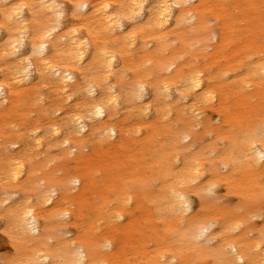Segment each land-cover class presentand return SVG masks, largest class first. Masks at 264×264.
I'll return each instance as SVG.
<instances>
[{
  "label": "bare ground",
  "instance_id": "1",
  "mask_svg": "<svg viewBox=\"0 0 264 264\" xmlns=\"http://www.w3.org/2000/svg\"><path fill=\"white\" fill-rule=\"evenodd\" d=\"M68 1L70 11L61 0H0V65L5 64L0 69V111L5 117L20 112L19 117L28 121L24 117L25 106L32 102L36 116L45 114L49 119L42 134L27 126L18 128L15 140L10 141L0 132L1 229L11 235L15 253L14 257L3 258L2 264H264V214L252 200L264 194V118L250 123L239 134L222 136L221 152L207 160V168L183 143L193 134L191 127L201 113L197 102L216 105L219 110L222 105L226 120L239 121L226 109L227 97L221 101L213 88L215 82L238 90V103L244 105L247 114L255 109L251 98L256 94L243 91L242 85L253 84L241 76H234L228 83L221 79L223 72L237 70L241 62L234 61L232 68L205 76L203 69L182 66L176 55L163 54L168 40L174 37L180 39V48L185 52L196 43L200 44L199 50L207 48L209 37L218 38V47L226 46L235 41V24L224 25L220 21L216 28L209 27L206 13L211 0ZM239 1L254 12L262 10L260 1L264 3ZM67 14L75 22L63 29L62 19ZM255 20L256 29L262 33L248 37L237 51L232 49V60L248 49L258 57L259 50L264 49V19L256 16ZM193 23L192 30H187V25ZM149 43L154 44L152 49L148 48ZM224 60L230 59L224 56ZM145 61H151L149 73L155 76L154 82L148 84V102H144L147 83L137 77L141 70L138 66ZM163 72L167 74L162 75ZM246 74L253 76L260 91L264 84V59L253 61ZM128 75L130 78L125 80ZM43 86L51 89L59 103L54 98L46 100L50 95L39 91ZM72 95L77 98L74 104L68 103ZM260 97L264 99V91ZM181 100L191 103L180 104ZM175 101L180 106L176 111L181 118L179 129L174 127L178 125L176 121H159L169 118L174 109L170 104ZM121 109L134 112L143 123L151 113L155 119L144 136H140L139 127H134L137 150L120 154L127 157L123 169L129 171L119 178L110 174L118 165V155L109 154L124 133L114 121ZM59 110L65 118L61 124L51 118ZM206 123L208 120H202L203 126ZM157 126L166 130L167 137L157 142L147 160L145 155ZM184 127L189 132L183 131ZM214 132L219 133V129ZM51 138L68 144L70 152L75 151V168L64 178L44 174L40 177L44 182L35 186L38 177L32 157L38 156L34 151H38L42 141L48 146L54 144ZM18 142L22 145L21 155L14 156L17 154L9 151V145ZM88 143L103 149L102 155L91 157V162L81 151ZM63 152L68 159L67 150ZM107 157H114L116 163L104 169L98 201L89 202L84 195L95 188L96 168H91V163L100 164ZM151 180L158 187L157 193L150 189ZM222 183L229 192L244 198L245 210L224 211L218 207L216 193ZM28 189L34 195L27 194ZM191 193L197 196L202 213H190ZM15 194L18 198L10 201ZM7 201L10 203L3 206ZM145 201L151 204L162 226V234H158L150 207L143 211L147 229L157 239L151 246L145 244L152 236L131 219ZM64 203L77 206L73 210L62 209ZM83 207L96 214L95 218L87 215L83 230L96 235L59 240L50 226L51 219L83 222ZM215 215L223 216L225 224L220 223L213 232ZM251 215L263 216L254 231L250 230ZM100 220L105 233L99 229ZM110 229L120 235L121 242L115 235L106 234Z\"/></svg>",
  "mask_w": 264,
  "mask_h": 264
},
{
  "label": "rangeland",
  "instance_id": "2",
  "mask_svg": "<svg viewBox=\"0 0 264 264\" xmlns=\"http://www.w3.org/2000/svg\"><path fill=\"white\" fill-rule=\"evenodd\" d=\"M254 2H258L259 0H253ZM61 3L63 7L70 11L71 5L68 0H61ZM209 10L207 11L208 16V26L216 28L219 25V22L221 21L224 25L225 24H235V30H234V39L235 41H231L230 44L222 47H218V38L209 37L207 43L208 47L203 48L202 50H199V43L193 44L189 46L186 50L183 51L180 48L181 41L178 37L170 38L168 40V47L163 51V54L165 56H172L176 55L177 63H180L182 66H189V67H199L200 69L204 70L205 76L209 74H217L220 72H223L224 70L228 68H232V64L234 61L241 62L237 70H227L226 72H223L221 75V79L225 81L226 83L230 82L231 79L234 76H238L244 80H247L251 82L253 85H242V90L245 92H248L249 94H256L254 97H252V104H255V109L250 112V114H247L244 108V105H241L238 103L239 97L237 94L239 93L238 90L234 89L231 85L228 84H218L214 83V87L221 96V101L223 97H227L226 102V109H228L232 114L237 116L239 118V121L232 120H226L224 118V109L222 108V105L220 106V110L217 109L216 105H207L206 103L197 102V106L199 107V111L201 112L200 115L197 117V121L195 124L191 127L193 130V134H190V137H188L186 140H184L183 143L188 144L187 150L190 154L196 153V156L200 158V162L202 166L207 168L208 159L215 157V155L219 152H221V147L223 146V140L225 134H232L236 135L243 131H245L246 128L250 123L263 119L264 118V99L259 98V93L264 91V84L261 85L260 91L257 90V85L254 84L255 82L252 81L254 78L253 76L247 75L246 72L249 70V66L255 61L257 58L264 59V49L259 50L258 57L254 55L252 49L247 50L245 52L240 53L239 55L233 57L235 60H232L231 54L229 52L234 49L238 50L243 44L247 43L248 37L251 35L256 36L258 34H261L262 32L259 29H256V20L255 17L264 19V3L260 1L259 6L262 9L261 11L254 12L253 10L244 8V4L242 1L239 0H211L208 4ZM72 15L67 14L62 19V25L63 29L67 27V24L70 22H75V20H72ZM260 20V19H259ZM258 20V21H259ZM234 21V22H233ZM69 23V24H70ZM193 24L187 25V30H192L194 27ZM3 32V29H2ZM144 38L146 37V34L143 35ZM233 39V37H231ZM154 44L149 43L148 48L152 49ZM172 49H175L172 51ZM182 52H185L183 54ZM131 53H135V51H131ZM174 53V54H171ZM224 56L228 60H224ZM132 56L131 58H133ZM1 62V60H0ZM150 63L151 61H145L139 64V68L141 70L139 71V74L137 77H139L141 80L144 81V83H147L148 93H146L145 97L146 100L144 102H148L151 100L150 97V89L149 85L150 83L154 82V77L152 74L149 73L150 69ZM5 64L0 65V69H4ZM130 68H128L129 70ZM166 72H163L162 75H166ZM130 78V75L126 76L125 80H128ZM164 78V76L160 77ZM40 92L44 93L45 95H50L48 99H46L48 102L52 101L53 98L56 100L55 95H52L50 92L51 89L48 87H41L39 89ZM34 98V96H33ZM74 99V100H73ZM77 98L75 95H72L71 100L68 101V103L72 102L71 104L75 103V100ZM45 100V103L47 102ZM57 101V100H56ZM58 102V101H57ZM59 103V102H58ZM190 104L191 100L184 101L181 100L180 104ZM30 104V103H29ZM27 104L25 106V118L28 119V121L23 120L19 117L20 112L16 113L13 112L6 117L4 116V113L0 111V132H3V135H1L6 140L14 141L15 140V134L14 132L17 131L18 128H23L27 126H31L30 128L36 129L37 132L41 133L42 128L48 124L49 119L45 116V114H42L40 116H36V113L34 111L35 107L32 106V102L29 105ZM29 105V106H28ZM174 109H171V114L169 115L168 119L165 118H159V121L163 123L171 122L173 124L175 121L178 123L174 124V127L176 129H179L181 126V118L178 115V109L180 106L175 102H171L170 104ZM66 105H64L65 107ZM75 105H73L74 109ZM62 109L63 106H62ZM69 109V108H68ZM119 109V108H118ZM177 111V112H176ZM177 113V114H176ZM53 120H56L59 124L63 123L64 119V113L62 110H59L57 112L52 113L51 115ZM66 116V115H65ZM123 117L122 119H120ZM116 123H119L124 133L121 137V140L119 142L115 141L114 146L115 148L112 149V152L109 155L115 154L118 155L117 163L118 165L114 166L112 170L114 173H110L112 175L116 174L119 178H122L125 176L128 171H125L124 164L127 163V157L121 156V153H124V155H127L126 150H131L135 152L137 150L136 145V138L138 135L133 133L134 127H139L141 129L140 136H144L146 134L147 128L153 124L155 116L154 113L150 114V117L147 122L143 123L137 117L134 115V112L126 113L123 109H121L120 114L117 115L114 118ZM202 120H208L207 126H203ZM200 122V123H197ZM215 129H219V133L214 132ZM187 130L185 127L183 129ZM188 131V130H187ZM189 132V131H188ZM64 131L61 132V136H63ZM126 135H128V138H126ZM0 136V143L3 142V138ZM164 137H167L166 130L163 129L161 126H157L153 132L152 137V145L149 149V152H146L145 158L149 160L151 155L153 154V147L157 146V142L162 141ZM54 141V144H51L48 146L45 141H42V145L40 148H37L38 151H34L38 154L36 157H32L35 159V173L38 177V179L35 181L34 185L39 186L41 185L44 180H42L40 177H43L44 174L52 173L54 178H64L66 177V174L73 168H75V165L73 163V157L76 154L75 151L70 152L69 145L68 144H61L57 142V140L51 138ZM26 144V143H25ZM88 146H85L81 149V151L84 153L85 156L91 157L98 156L99 154L102 155L103 149L99 148L98 144L88 143ZM123 145H128L125 149L123 148ZM12 150H9L10 152H15L14 156H20L21 155V142L16 143L15 145H9ZM121 147V148H120ZM69 153L67 155L68 159H65L63 157L64 153L63 151H66ZM216 151V152H215ZM181 158V156H180ZM181 161V159H180ZM116 163L114 157H107L106 160H103L100 164H92L91 168H96L93 171L94 181H95V188L94 190H89L84 195V198L87 199L89 202H96L98 201V198L100 197V193L102 192L101 187V181L103 179L104 175V169L109 168L112 165ZM177 164V163H176ZM63 165V168L60 169L59 167ZM180 167V164L177 168ZM70 173H73L70 172ZM223 174V173H222ZM152 187L150 188L153 193L158 192V187L156 183L151 180ZM72 194L75 193V190L71 192ZM27 194L34 195V191L32 189L27 190ZM218 199H217V205L224 211H231L236 208H239L240 211H243L246 209L243 205V199L239 197L238 195L229 192V188L224 185L223 183L217 187V193H216ZM190 201H191V210L190 213H202V206L198 202L197 196L194 194H189ZM18 197L15 194L13 198H11L10 201L16 200ZM253 202L255 203V206L259 209L261 214H264V194L260 197H254ZM10 201H7L3 206H7ZM81 200L79 199V202ZM142 205H144L143 208H138V210H135L131 214V219H134L135 224L140 227L141 231H145L148 235L152 236L150 240L145 244L151 246L157 239H155V235L152 233L150 229H147L149 227L146 220H144L143 211H146L149 207L152 213V218L157 223L156 229L158 231V234L161 233L162 226L161 220L156 218V214L154 213L153 207L148 202H143ZM77 204H62V209L69 207L71 210L75 209ZM61 209V207H60ZM136 209V208H135ZM222 211V210H221ZM83 213V222L79 221L78 223H73L72 220L67 219L63 222L59 220L57 217L56 219H51L50 226L52 227V231L55 233L54 235L59 240H65L67 238H70L74 235H87V236H94L96 234H88L85 233L83 230V227H86L87 225V217L93 216V218L96 217L95 212L90 214L87 211V208L83 207L82 210ZM88 215V216H87ZM215 223L212 226L213 232L217 231V226L223 222V216L221 215H215L214 216ZM263 216H249V223H250V230L254 231L260 226L261 220ZM133 221V222H134ZM99 222V229L102 233H105L104 230V224L102 220ZM61 225H60V224ZM2 219H0V264H2L3 258H10L14 257V248L12 246V238L11 235H9L6 231L2 230ZM245 225V224H244ZM242 225V226H244ZM80 226V227H79ZM77 227V228H76ZM106 234L109 235H115L118 238V241H120V235L117 234V232L113 229L107 230ZM161 239V238H158ZM167 243V240L165 241ZM188 264H195L194 261H190ZM207 264H211V261H209Z\"/></svg>",
  "mask_w": 264,
  "mask_h": 264
}]
</instances>
